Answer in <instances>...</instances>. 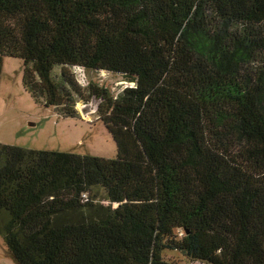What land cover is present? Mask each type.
<instances>
[{
  "label": "trees",
  "instance_id": "trees-1",
  "mask_svg": "<svg viewBox=\"0 0 264 264\" xmlns=\"http://www.w3.org/2000/svg\"><path fill=\"white\" fill-rule=\"evenodd\" d=\"M6 57L64 117L101 98L117 148L0 145L17 264H264V0H0V79ZM76 68L133 87L85 89Z\"/></svg>",
  "mask_w": 264,
  "mask_h": 264
},
{
  "label": "rangeland",
  "instance_id": "rangeland-1",
  "mask_svg": "<svg viewBox=\"0 0 264 264\" xmlns=\"http://www.w3.org/2000/svg\"><path fill=\"white\" fill-rule=\"evenodd\" d=\"M23 69L22 60L4 58L0 79V145L104 159L116 158V144L99 121L97 110L102 103L101 98H89L88 103L79 101L76 105L78 116L64 117L54 108L35 102L24 87ZM72 71L83 88L93 85L107 90L113 98H117L126 88L133 87L121 76L108 72L79 68ZM60 73V67L53 72L54 79L59 83ZM164 260L167 264H200L190 261L179 252H165ZM0 264H17L1 235Z\"/></svg>",
  "mask_w": 264,
  "mask_h": 264
}]
</instances>
